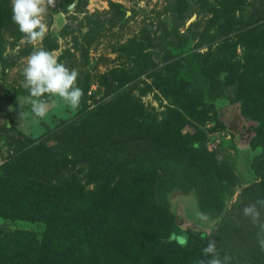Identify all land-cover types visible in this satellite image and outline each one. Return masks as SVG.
<instances>
[{
  "label": "trees",
  "instance_id": "1",
  "mask_svg": "<svg viewBox=\"0 0 264 264\" xmlns=\"http://www.w3.org/2000/svg\"><path fill=\"white\" fill-rule=\"evenodd\" d=\"M250 10L254 20H228L219 26L224 36L217 48L211 44L206 51L187 50L192 26L181 33L186 18L173 17L171 58L149 73L173 101L166 117L148 111L136 86L124 82L94 107L85 93L75 115L41 138L24 136L23 151L0 166V215L44 226L42 264L68 257L78 264H147L160 251L164 260L157 264H178L171 255L179 250L180 258L190 257L191 236L199 237L196 249L202 250L217 232L179 233L182 224L171 208L175 191L194 192L200 212L221 219L220 230L233 225L230 239H215L221 256L230 254L231 264H264L258 226L242 211L264 199V2ZM11 17L10 0H0V34L19 32ZM227 103H239L243 116L257 122L248 178L209 150L208 133L225 128L217 110ZM14 125L7 115L0 127ZM180 237H187L186 246Z\"/></svg>",
  "mask_w": 264,
  "mask_h": 264
},
{
  "label": "rangeland",
  "instance_id": "2",
  "mask_svg": "<svg viewBox=\"0 0 264 264\" xmlns=\"http://www.w3.org/2000/svg\"><path fill=\"white\" fill-rule=\"evenodd\" d=\"M70 1L56 0L55 7L49 9L45 18L47 34L42 41L37 42V46L54 53L58 61L69 69L77 70V86L83 89L84 94L87 93L85 101L89 106L94 107L97 102L114 97L113 88L127 82L125 87L130 84L136 86L135 94L138 97L141 94L140 103L144 104L148 111L155 109L159 119L166 117L169 108H174V104L160 89L159 79L149 77V73L156 71V67H164L166 63L162 62L171 58L172 54L168 49L171 48L173 40L171 38H174L171 31L173 17L186 18L184 25L180 27L181 33L188 32L192 26L188 32L191 40L187 50L200 48L201 51H206L211 44L217 48L220 36H224L218 33L219 26H225L230 19L242 22L248 19L251 22L254 20L252 19L254 11L252 12L250 7L253 10L257 9L259 2H264V0H74V8L68 7L69 11L66 12L64 7L68 6ZM186 15H189L188 18ZM192 29L196 34L203 33L202 36H192ZM226 35L237 40L234 32L228 31ZM181 36L182 34L175 38L179 39ZM0 42L3 45L0 51V125L6 123L7 115L15 122L14 129L0 127V152L9 159L14 155L17 157L23 151L26 134L34 139L41 138L48 129L75 115L77 109L70 110L58 102L50 108L45 117H36L31 112L30 105L23 103L29 93L22 85L24 80L22 70L34 46L25 42L22 33L15 31L1 33ZM242 50V47L238 46L240 54ZM182 52H184L182 55L186 54V51ZM176 81L179 85V80ZM20 103L23 104V109L17 107ZM22 111L25 115L20 118ZM217 111L225 128L222 131L208 133L209 150L217 151L220 159L226 160L229 166L233 167L235 174L243 172L248 178L249 169L246 164L255 154L250 145L257 122L243 116L239 103H227L219 106ZM212 125L216 124L213 122ZM210 126L211 124L208 125ZM26 152L28 154V151ZM237 191L239 192V189ZM231 202L230 200L229 203ZM171 208L177 214L178 222L182 224L178 229L181 234L194 230L200 236L211 232L209 234L211 237L217 232L215 239H220L221 242L232 237L233 225H226L225 229L220 230L221 219L211 218L209 214L200 212L194 192L184 194L175 191L171 196ZM44 231L41 224L24 222L16 216L6 219L0 215V264L28 262L42 264ZM26 233L36 234L35 240H26V236L23 235ZM8 235L11 237V243L5 239L9 238ZM198 238L195 235L189 239L190 257L180 258L178 250L177 256L171 255L174 262L198 264L201 259H207L203 257L201 250L196 249ZM160 252L149 259L147 264H157L164 260L163 253ZM165 252L170 255V252ZM68 258L59 260H63L62 264H78Z\"/></svg>",
  "mask_w": 264,
  "mask_h": 264
},
{
  "label": "clouds",
  "instance_id": "3",
  "mask_svg": "<svg viewBox=\"0 0 264 264\" xmlns=\"http://www.w3.org/2000/svg\"><path fill=\"white\" fill-rule=\"evenodd\" d=\"M55 4L56 0H11V19L23 34L25 42L34 46L22 70V85L29 93L23 103L29 104L31 112L40 118L45 117L58 102L70 110L78 109L84 94L83 89L77 86V70L69 69L58 61L54 53L37 46V42L42 41L47 34L45 18ZM20 107L23 109L22 103ZM24 115L25 112L22 111L20 118ZM260 209H264V199H257L255 203L246 205L242 211L245 217L258 226L257 243L264 251V222L261 221ZM177 242L186 246L188 240L187 237H180ZM201 251L207 259H201L198 264H231V255L225 252L221 256L215 239L209 240Z\"/></svg>",
  "mask_w": 264,
  "mask_h": 264
},
{
  "label": "built area",
  "instance_id": "4",
  "mask_svg": "<svg viewBox=\"0 0 264 264\" xmlns=\"http://www.w3.org/2000/svg\"><path fill=\"white\" fill-rule=\"evenodd\" d=\"M6 162V156L0 152V166Z\"/></svg>",
  "mask_w": 264,
  "mask_h": 264
},
{
  "label": "water",
  "instance_id": "5",
  "mask_svg": "<svg viewBox=\"0 0 264 264\" xmlns=\"http://www.w3.org/2000/svg\"><path fill=\"white\" fill-rule=\"evenodd\" d=\"M74 5H75V3H72V4L69 6V8H70V9L74 8Z\"/></svg>",
  "mask_w": 264,
  "mask_h": 264
},
{
  "label": "bare ground",
  "instance_id": "6",
  "mask_svg": "<svg viewBox=\"0 0 264 264\" xmlns=\"http://www.w3.org/2000/svg\"><path fill=\"white\" fill-rule=\"evenodd\" d=\"M178 230V229H177ZM185 234L187 233V232H184Z\"/></svg>",
  "mask_w": 264,
  "mask_h": 264
}]
</instances>
